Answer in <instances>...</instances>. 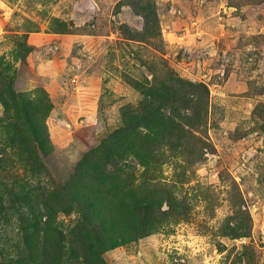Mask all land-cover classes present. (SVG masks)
<instances>
[{
  "label": "rangeland",
  "instance_id": "rangeland-1",
  "mask_svg": "<svg viewBox=\"0 0 264 264\" xmlns=\"http://www.w3.org/2000/svg\"><path fill=\"white\" fill-rule=\"evenodd\" d=\"M169 77L205 86V124L192 128L205 145L165 150L154 171L128 159L115 188L171 203L158 199L161 223L107 249L105 264H264V0H0V131L16 114L8 92L48 106L37 112L43 172L19 168L22 181L59 188L85 153L120 137L142 91ZM10 217L1 248L22 245L15 208ZM56 222L76 229L66 264H83L69 257L70 238L89 245L78 212ZM3 255L18 264L16 249Z\"/></svg>",
  "mask_w": 264,
  "mask_h": 264
},
{
  "label": "trees",
  "instance_id": "trees-1",
  "mask_svg": "<svg viewBox=\"0 0 264 264\" xmlns=\"http://www.w3.org/2000/svg\"><path fill=\"white\" fill-rule=\"evenodd\" d=\"M156 82L142 91L145 99L137 108H127L120 137L106 138L85 153L69 179L56 190H47L38 181H22L17 172L21 168L32 178L43 172L44 163L38 152L44 150L46 137L37 123V112L38 108L48 109L47 103L40 100L32 105L31 100H17L13 92H8L16 104V114L6 117L7 128L0 131V232L11 226L9 213L15 208L22 245H14L12 239L10 244L7 238L0 255L16 249L18 264H66L63 243L76 229L64 233L56 216L58 211L68 212L72 207L78 212L89 243L84 251L79 236L69 239V257L74 262L105 264L102 254L107 249L156 229L161 219L152 214L153 204L158 199L171 203L169 199L155 197L153 191L148 193V185L143 186L144 196L136 198L135 192L123 184L115 188L114 179L120 178L118 175L126 170L130 160L145 171H154L160 167L165 150L184 154L195 144L202 149L205 142L194 135L192 128H203L207 99L204 85L171 77ZM187 109L191 113L183 114ZM107 181L115 191L106 187ZM65 202L69 207H64ZM6 260V256H0V264Z\"/></svg>",
  "mask_w": 264,
  "mask_h": 264
}]
</instances>
